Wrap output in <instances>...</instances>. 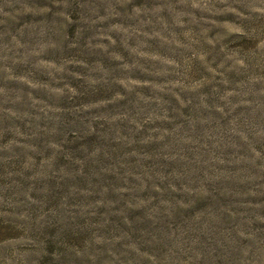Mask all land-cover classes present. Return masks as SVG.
<instances>
[{
	"label": "rangeland",
	"instance_id": "obj_1",
	"mask_svg": "<svg viewBox=\"0 0 264 264\" xmlns=\"http://www.w3.org/2000/svg\"><path fill=\"white\" fill-rule=\"evenodd\" d=\"M0 264H264V0H0Z\"/></svg>",
	"mask_w": 264,
	"mask_h": 264
}]
</instances>
